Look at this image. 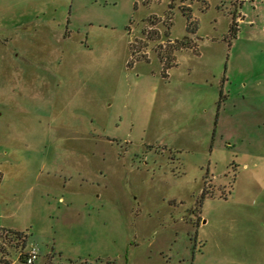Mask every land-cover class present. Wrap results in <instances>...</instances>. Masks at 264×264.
<instances>
[{
  "label": "rangeland",
  "instance_id": "rangeland-1",
  "mask_svg": "<svg viewBox=\"0 0 264 264\" xmlns=\"http://www.w3.org/2000/svg\"><path fill=\"white\" fill-rule=\"evenodd\" d=\"M0 226L32 264H264V0H0Z\"/></svg>",
  "mask_w": 264,
  "mask_h": 264
},
{
  "label": "trees",
  "instance_id": "trees-1",
  "mask_svg": "<svg viewBox=\"0 0 264 264\" xmlns=\"http://www.w3.org/2000/svg\"><path fill=\"white\" fill-rule=\"evenodd\" d=\"M185 14L187 16V30L188 34H186L183 38L181 39H175L169 41V44L165 46V50L161 52L160 54V59L163 64V75L168 76L169 72L168 70L176 66L178 63L175 60V52L177 50L181 49H187V48H197V43L195 44L194 37L191 34H195L197 32L198 27H194L192 25L193 18L192 16L185 11ZM153 21V19L151 20ZM236 22L233 21V23L230 26V34L233 37H236L237 32H238V26L235 24ZM193 37V38H192ZM134 49L133 51H135ZM175 57V58H174ZM139 59V58H138ZM132 64L129 62V65ZM205 195V192L203 193ZM0 240L13 244L16 246H19V248L24 249L27 247V234L24 231H19V230H13L11 228L7 227H1L0 226ZM2 243V242H1ZM8 250L6 247L3 246V244H0V264H10V260L6 258V255L8 254Z\"/></svg>",
  "mask_w": 264,
  "mask_h": 264
},
{
  "label": "built area",
  "instance_id": "built-area-1",
  "mask_svg": "<svg viewBox=\"0 0 264 264\" xmlns=\"http://www.w3.org/2000/svg\"><path fill=\"white\" fill-rule=\"evenodd\" d=\"M20 255H23L26 263L32 264L39 258L40 248L36 243L32 242L25 248L24 252L21 251Z\"/></svg>",
  "mask_w": 264,
  "mask_h": 264
},
{
  "label": "crops",
  "instance_id": "crops-1",
  "mask_svg": "<svg viewBox=\"0 0 264 264\" xmlns=\"http://www.w3.org/2000/svg\"><path fill=\"white\" fill-rule=\"evenodd\" d=\"M5 226V225H4Z\"/></svg>",
  "mask_w": 264,
  "mask_h": 264
}]
</instances>
